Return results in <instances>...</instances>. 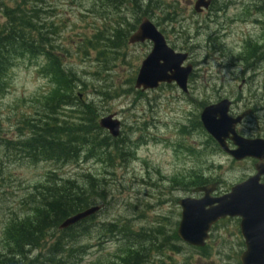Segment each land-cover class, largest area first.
<instances>
[{
    "label": "rangeland",
    "instance_id": "1",
    "mask_svg": "<svg viewBox=\"0 0 264 264\" xmlns=\"http://www.w3.org/2000/svg\"><path fill=\"white\" fill-rule=\"evenodd\" d=\"M124 1L128 0L113 6L100 0H44L41 6L51 15L41 14L43 22L54 23L55 34H46L53 41L51 51L76 77L75 92L98 109L97 120L114 114L121 123L119 137L113 138L119 140L116 145L121 150L112 145L108 155L85 158L82 153L80 160L60 164L32 163L0 146V255L4 227L9 220L25 215L29 194L51 175L55 180L73 179L81 185L89 181L84 175L92 176L104 190L106 202L97 199L100 212L93 231L78 241L77 245L89 247L79 264H122L120 257L126 247L108 238L100 228L105 223L127 225L134 233L148 234L146 240L143 235L148 248L145 263L157 264L156 255H161L156 241L158 228L178 220L176 201L198 186L196 176L219 181L217 192L223 194L253 174L249 162H231L195 123L204 106L220 98L224 88L236 92L243 78L237 79L228 60L243 52L244 37L256 35L251 24L253 14H249L253 5L247 7V2L240 1L234 6L231 0L233 5L228 2L222 9L224 0H214L212 10L197 14L195 0H137L144 5L143 10L150 11L145 17L163 34L168 46L187 55L181 66H191V97L184 98L172 84L148 93L135 90L136 72L151 44L128 43L132 26L144 15L140 14L142 9L132 6L133 0ZM0 2L8 9L19 0ZM6 9H0V28ZM45 62L42 55L17 57L6 72L0 121L9 140L22 138L23 119L42 114L41 103L55 86L41 73ZM75 109L80 108L70 107L59 117L72 122ZM187 124L188 128L184 126ZM102 133L100 137L107 134ZM233 230L227 224L217 231L230 239L228 232ZM211 248L233 254L238 245ZM215 263L221 264H194Z\"/></svg>",
    "mask_w": 264,
    "mask_h": 264
},
{
    "label": "trees",
    "instance_id": "2",
    "mask_svg": "<svg viewBox=\"0 0 264 264\" xmlns=\"http://www.w3.org/2000/svg\"><path fill=\"white\" fill-rule=\"evenodd\" d=\"M100 1H108L113 6L121 2ZM43 2L19 0L16 6L8 9L0 2V9H6L3 14L5 23L0 28V94L6 90L8 68L14 59L25 55L44 56L46 62L40 67L41 73L55 84L52 92L41 103L42 114L39 113L36 119H23L21 139L9 140L5 137L0 121V146L32 163L47 161L65 164L80 160L82 153L85 158L108 155V148L119 140L110 139L107 134L99 136L103 135V130L97 123L98 109L79 98L81 94L75 92L76 77L65 69L59 56L51 51L53 41L46 34H55L54 23L43 22L41 14L50 15V12L41 9ZM132 6L144 8L137 0H133ZM140 14L150 16V11L143 10ZM136 25L132 26L131 31H135ZM75 105L80 108L75 109L76 119L68 122L66 117H59ZM116 148L121 150L120 145H116ZM84 177L89 181L81 185L73 179L55 180L51 175L45 184L34 188V192L26 199L28 206L25 215L9 220L4 227L0 264L80 263L89 247L77 245L78 241L93 231L97 214L66 229L60 230L59 225L66 218L97 204V199L106 202L102 186L92 176ZM207 182L201 176L195 177V185ZM100 228L108 234V238L121 236L118 242L126 247L120 259L122 264L140 263L139 256L143 250L140 233H134L127 225L105 223ZM135 261L137 263H133Z\"/></svg>",
    "mask_w": 264,
    "mask_h": 264
},
{
    "label": "water",
    "instance_id": "3",
    "mask_svg": "<svg viewBox=\"0 0 264 264\" xmlns=\"http://www.w3.org/2000/svg\"><path fill=\"white\" fill-rule=\"evenodd\" d=\"M210 0H196L194 10L199 13L206 9ZM149 41L152 49L142 61L135 79V88L152 90L160 83H175L186 91L187 79L191 66L182 67L186 54L176 53L168 47L163 35L147 19L142 18L136 32L129 38L130 43ZM229 102L223 100L205 107L200 114V122L205 132L218 144L219 148L236 161L245 158L257 160L256 173L245 181L232 186L228 193L212 197L217 183L194 189L193 193H203L199 199L185 198L178 201L181 208V219L178 236L185 243L200 247L207 238L210 227L225 217H239L241 233L245 239L246 251L241 255L242 264H264V184L260 177L264 175V140L246 141L234 132L240 117L228 118ZM114 114L102 117L99 126L116 138L120 133V122ZM232 135L236 149L229 150L226 138ZM98 206L88 208L69 218L59 226L68 228L99 211ZM261 239V240H260Z\"/></svg>",
    "mask_w": 264,
    "mask_h": 264
},
{
    "label": "flooded vegetation",
    "instance_id": "4",
    "mask_svg": "<svg viewBox=\"0 0 264 264\" xmlns=\"http://www.w3.org/2000/svg\"><path fill=\"white\" fill-rule=\"evenodd\" d=\"M240 1L247 2V7L251 6V4L253 5L252 9L254 11H249V14H253L251 16V24H253L252 27L256 31V35L250 36L247 39L244 37L245 46L243 52L236 54L237 56L233 58L236 62L232 59L228 60L234 65L231 70L238 74L237 79H239L240 76L244 78L240 79L236 85V92H229L226 88H224L222 96L216 99L214 103H217L221 100L228 101V118L234 120L240 117L239 123H237L234 127V132L237 137L246 141L264 140V83L262 85L260 82L261 79H264V0H232L234 6L238 5ZM213 2L214 0H212L207 10H212L214 4ZM228 2L229 6L233 5L231 0H224L222 9L226 8ZM222 13L223 16L226 15V11H223ZM225 23L227 26H229L228 21ZM189 84L190 83L187 84V93H183L184 98L191 97L189 92ZM172 87H174V85ZM176 90L178 89L176 88ZM221 90L223 91V89ZM184 126L188 128L189 124ZM231 138L232 135L229 134L225 142L227 147L230 150H233L235 149V146ZM226 157L231 162H236L228 155H226ZM238 162H249L254 173L255 164L257 163L256 160L244 159ZM260 183L264 184V175L260 177ZM214 195L218 196L220 194L217 192ZM188 196L199 198L201 195H192L190 193ZM178 201L179 200L176 201L177 207ZM177 219L178 220L176 222L170 223L165 227L159 226L158 228L159 233L156 235V241L157 243H160L161 255H156V259H158L157 264H194L202 262L242 264L241 255L246 251V245L245 239L241 233L240 219L226 217L212 225L209 229V232L207 233V238L201 247L189 246L179 239V207ZM223 223L225 224L223 225ZM227 224L234 227L232 232H228L231 233L230 239L226 237V234L224 237V235L217 231L220 229L224 230V226H227ZM143 235H145L146 240V236H148V234L141 233L143 250L142 255L139 256L140 263H145L147 261L145 257L147 255L146 252L148 248L145 245L146 241L144 243ZM234 239H236V241H234ZM235 244L238 245V248H235L233 254L227 253L228 251L226 252L225 249L211 248V246L231 247ZM180 248H182V252ZM167 253H170V255L166 256ZM165 260L168 262H165ZM134 263H136V261Z\"/></svg>",
    "mask_w": 264,
    "mask_h": 264
}]
</instances>
